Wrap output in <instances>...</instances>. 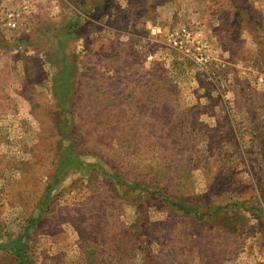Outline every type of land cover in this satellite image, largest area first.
<instances>
[{
  "label": "rangeland",
  "instance_id": "rangeland-1",
  "mask_svg": "<svg viewBox=\"0 0 264 264\" xmlns=\"http://www.w3.org/2000/svg\"><path fill=\"white\" fill-rule=\"evenodd\" d=\"M72 18L64 110L65 53L41 32ZM15 240L31 264H264V0H0V242ZM0 264L22 263L7 246Z\"/></svg>",
  "mask_w": 264,
  "mask_h": 264
},
{
  "label": "trees",
  "instance_id": "trees-1",
  "mask_svg": "<svg viewBox=\"0 0 264 264\" xmlns=\"http://www.w3.org/2000/svg\"><path fill=\"white\" fill-rule=\"evenodd\" d=\"M76 20H67L62 23V25H54V27H50L49 31L41 32L43 36L47 37L49 39V36L53 34V38H56L58 40L60 48L62 51H64L65 54H63L61 59V65L57 68L56 74L53 76L52 80V92L54 99H56V102L58 105L61 106L62 109H70L71 108V94L73 92V74L75 68H72L71 66H66V63L72 60L71 54L66 53V47L69 42V39L72 37V24L76 23ZM46 29V28H44ZM50 33V34H49ZM53 41V40H51ZM19 42L21 43L22 40L19 39ZM51 56H49V59H51V62L56 60V58H52V55H54L55 51L52 52ZM50 55V54H49ZM67 138L68 133H65ZM61 146H66L68 151L73 150V145H65L60 143ZM67 160L65 159V162H63L62 165H65ZM74 164L79 165L81 162L77 160V158H74ZM188 206L191 205L188 201L185 202ZM195 205V204H194ZM190 211V210H188ZM192 212V211H191ZM194 213V212H192ZM195 214V213H194ZM210 215L214 216L216 215V212H209ZM20 240H15L14 244L12 245L13 249L16 251L17 256L21 258L22 264H31V261L27 258L26 253L24 252V245H21Z\"/></svg>",
  "mask_w": 264,
  "mask_h": 264
},
{
  "label": "built area",
  "instance_id": "built-area-1",
  "mask_svg": "<svg viewBox=\"0 0 264 264\" xmlns=\"http://www.w3.org/2000/svg\"><path fill=\"white\" fill-rule=\"evenodd\" d=\"M46 1L48 0H35V3H46ZM29 5H26L25 7H29L31 9H34V5L31 4L30 2ZM21 11H16V10H8L6 11V13L4 14V25L9 29V30H16L19 27L20 24V17H21ZM154 33H162L163 29L160 26H155L153 29ZM190 32L183 30L182 33L180 32H172L169 34V39L171 41V43L175 46L178 47L182 44V39L183 37H187L190 36Z\"/></svg>",
  "mask_w": 264,
  "mask_h": 264
},
{
  "label": "water",
  "instance_id": "water-1",
  "mask_svg": "<svg viewBox=\"0 0 264 264\" xmlns=\"http://www.w3.org/2000/svg\"><path fill=\"white\" fill-rule=\"evenodd\" d=\"M15 241H10V242H0V247H7V246H12Z\"/></svg>",
  "mask_w": 264,
  "mask_h": 264
}]
</instances>
